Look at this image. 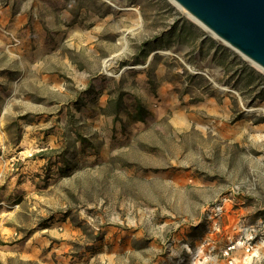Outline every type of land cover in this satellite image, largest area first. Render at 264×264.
I'll return each mask as SVG.
<instances>
[{"label": "rangeland", "instance_id": "374dc122", "mask_svg": "<svg viewBox=\"0 0 264 264\" xmlns=\"http://www.w3.org/2000/svg\"><path fill=\"white\" fill-rule=\"evenodd\" d=\"M184 21L169 0H0V264H226L241 239L234 263L264 264V73L195 25L154 47ZM117 85L152 115L126 133L102 112ZM76 132L96 156L40 178Z\"/></svg>", "mask_w": 264, "mask_h": 264}, {"label": "trees", "instance_id": "16d2710c", "mask_svg": "<svg viewBox=\"0 0 264 264\" xmlns=\"http://www.w3.org/2000/svg\"><path fill=\"white\" fill-rule=\"evenodd\" d=\"M201 32L200 30L195 27L194 25L185 22L182 26H179L176 30H172L170 32V35L168 37H164L157 42L154 43V47H156L158 50L161 49H169L171 44H182V43H188L191 41L197 40L200 38ZM209 45H214V43L211 40H208ZM150 46H147L148 49ZM215 47V46H213ZM145 49H141V52H143V56H145ZM219 54L221 52L226 53V50H224L222 47H218ZM143 59L136 58L132 64L133 65H143L146 58L142 57ZM160 62L159 57L155 54L152 58V60L149 62V65L142 69L143 74L146 76L145 81V91L149 94H152L155 96L156 94V79L154 75V67L156 64ZM168 67V64H166ZM165 65V66H166ZM126 66V65H123ZM180 67V66H179ZM182 69V67H180ZM246 71H248L245 75V77H241L242 81L244 83L241 85L242 87H247L248 85L253 84L255 80H263L262 77L257 74L255 71L246 68ZM185 73V72H184ZM249 73L253 76H249ZM133 75V72H131ZM167 76V74L165 75ZM198 78L201 82H204V79L201 77H195ZM168 82L171 84H174L175 81H173V78L167 79ZM194 84H199L198 81H191ZM264 93V92H262ZM80 98L77 99L76 102L73 103L74 108L79 111L80 109L84 108L87 104H93L96 106L98 94L94 92L93 89H90L87 92H84L79 96ZM262 97V95H261ZM103 114L106 116H110L113 118L116 124H119L120 130L122 133H126L127 129L131 126L136 125L137 123H146V121L152 119V115L148 112V110L145 108L143 103L137 98L136 96L129 95L126 92H123L119 85L115 87V89H112L111 93H109V98L107 100V105L105 109L102 110ZM72 118V116H71ZM76 137V142H79L80 145H78L77 148H74L72 150L67 149L62 155L57 156H41V158L45 161L44 169L42 170V174H40V178H46L47 176H50L53 174L56 178L66 177L77 170H79V165L76 162H72V160L78 158L81 161L84 160L83 158L86 156H90L91 154L96 156V152L93 151L94 148L92 145L87 142L85 139H83L77 132L74 133ZM94 152V153H93ZM52 175V176H53ZM37 176V175H36ZM39 178V177H38ZM43 180V179H42ZM57 180V179H56ZM205 226L200 225L197 229L193 230V240L194 241H201L202 236L204 234ZM95 241H98V239H95ZM87 251L89 253H94L95 249L87 248Z\"/></svg>", "mask_w": 264, "mask_h": 264}, {"label": "water", "instance_id": "95a60500", "mask_svg": "<svg viewBox=\"0 0 264 264\" xmlns=\"http://www.w3.org/2000/svg\"><path fill=\"white\" fill-rule=\"evenodd\" d=\"M171 1L207 35L264 72V0Z\"/></svg>", "mask_w": 264, "mask_h": 264}, {"label": "built area", "instance_id": "2783aa9c", "mask_svg": "<svg viewBox=\"0 0 264 264\" xmlns=\"http://www.w3.org/2000/svg\"><path fill=\"white\" fill-rule=\"evenodd\" d=\"M243 249L245 254H250L253 252V249L251 247L250 239H241L236 241V243L229 245L226 247V249L222 253V257L225 258L226 264H235L234 261L231 259L232 253L236 250V248Z\"/></svg>", "mask_w": 264, "mask_h": 264}, {"label": "bare ground", "instance_id": "6f19581e", "mask_svg": "<svg viewBox=\"0 0 264 264\" xmlns=\"http://www.w3.org/2000/svg\"><path fill=\"white\" fill-rule=\"evenodd\" d=\"M170 3H172V5H174L179 11H181L182 13H184L173 1L169 0ZM185 14V13H184ZM186 15V14H185ZM187 16V15H186ZM188 17V16H187ZM192 22H194L195 24H197L199 27H201L202 29H204L199 23H197L195 20L191 19L190 17H188ZM122 45H126V40L124 38L121 39ZM137 68V67H136ZM256 70H258L259 72L264 73L261 69H258L257 67H255ZM253 111V109L248 110L247 112H251Z\"/></svg>", "mask_w": 264, "mask_h": 264}, {"label": "crops", "instance_id": "0c3cea01", "mask_svg": "<svg viewBox=\"0 0 264 264\" xmlns=\"http://www.w3.org/2000/svg\"><path fill=\"white\" fill-rule=\"evenodd\" d=\"M213 249H214V248H213ZM213 249H212V250H213ZM214 259H215V256H214Z\"/></svg>", "mask_w": 264, "mask_h": 264}]
</instances>
